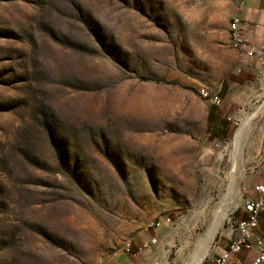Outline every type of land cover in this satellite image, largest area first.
<instances>
[{"label":"rangeland","instance_id":"rangeland-1","mask_svg":"<svg viewBox=\"0 0 264 264\" xmlns=\"http://www.w3.org/2000/svg\"><path fill=\"white\" fill-rule=\"evenodd\" d=\"M236 7L0 0V264H212L264 177V62L233 47Z\"/></svg>","mask_w":264,"mask_h":264},{"label":"built area","instance_id":"built-area-1","mask_svg":"<svg viewBox=\"0 0 264 264\" xmlns=\"http://www.w3.org/2000/svg\"><path fill=\"white\" fill-rule=\"evenodd\" d=\"M243 5V0H237L236 12ZM243 21L237 14L234 36L239 47V54L245 58L264 62L263 47L255 48L244 38ZM199 93L207 97L208 93L200 89ZM221 98H213L214 104H219ZM242 217L231 221V227L226 245L213 258L212 264H242L248 259L249 264H264V178L254 185V196L244 201Z\"/></svg>","mask_w":264,"mask_h":264},{"label":"crops","instance_id":"crops-1","mask_svg":"<svg viewBox=\"0 0 264 264\" xmlns=\"http://www.w3.org/2000/svg\"><path fill=\"white\" fill-rule=\"evenodd\" d=\"M240 17L243 21L244 27V38L251 46L255 48L263 47L264 45V0H243L241 10L237 13L236 9L234 12L235 16ZM231 30V24L229 25V33ZM230 36V35H229ZM219 92V91H218ZM228 92V91H227ZM219 96V95H218ZM220 119L217 120L218 125ZM264 178V177H263Z\"/></svg>","mask_w":264,"mask_h":264},{"label":"trees","instance_id":"trees-1","mask_svg":"<svg viewBox=\"0 0 264 264\" xmlns=\"http://www.w3.org/2000/svg\"><path fill=\"white\" fill-rule=\"evenodd\" d=\"M233 80V79H232ZM228 91V80L225 79L222 81L218 95L222 99L226 96ZM218 106L213 104L210 106L209 113H208V123L212 124L218 120L217 114ZM220 124L218 127H215L212 134L215 138L219 136H226L230 130V120L228 118L220 119ZM236 218V216H234Z\"/></svg>","mask_w":264,"mask_h":264},{"label":"bare ground","instance_id":"bare-ground-1","mask_svg":"<svg viewBox=\"0 0 264 264\" xmlns=\"http://www.w3.org/2000/svg\"><path fill=\"white\" fill-rule=\"evenodd\" d=\"M236 19H237V17H235V18L233 19V22H232V24H231L230 38H231V42H232L233 47H234L237 51H239V47H238V44H237L236 39H235V36H234V28H235V21H236ZM242 130H243V128H240V129L237 131V134H236V137H235V140H234V149H233L234 154H238L239 151H240V144H241V141H242V135H243ZM209 239H210V238H207L204 244H208Z\"/></svg>","mask_w":264,"mask_h":264}]
</instances>
